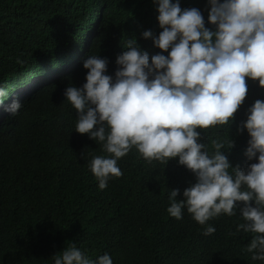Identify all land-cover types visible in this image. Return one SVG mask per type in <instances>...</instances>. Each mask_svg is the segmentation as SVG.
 <instances>
[{
  "label": "trees",
  "instance_id": "16d2710c",
  "mask_svg": "<svg viewBox=\"0 0 264 264\" xmlns=\"http://www.w3.org/2000/svg\"><path fill=\"white\" fill-rule=\"evenodd\" d=\"M180 6L199 9L214 30L207 0ZM157 15L152 0H0V86L9 92L0 105V264H52L71 242L92 259L108 252L113 264H260L242 251L251 237L236 232L239 210L208 221L215 228L208 236L186 211L180 220L167 214L168 191L179 189L182 199L195 182L176 158L148 164L130 151L118 161L122 175L104 190L86 167L100 148L74 130L75 110L63 92L85 82L90 55L106 58L112 75L127 39L149 58L161 52L141 35L159 34ZM246 84L230 124L196 129L210 152L211 140L229 137L233 146L224 154L241 169L257 161L244 155L249 136L237 125L264 100L258 81ZM14 99L22 108L11 116L4 106Z\"/></svg>",
  "mask_w": 264,
  "mask_h": 264
},
{
  "label": "clouds",
  "instance_id": "9594fccd",
  "mask_svg": "<svg viewBox=\"0 0 264 264\" xmlns=\"http://www.w3.org/2000/svg\"><path fill=\"white\" fill-rule=\"evenodd\" d=\"M152 3L162 30L141 35L161 52L149 58L135 38L127 39L112 75L106 58L90 55L82 65L85 82L69 84L63 92L64 102L75 110L74 130L100 148L86 167L98 190H104L122 175L118 161L130 151L148 164L166 165L176 158L195 182L184 188L182 199H177L179 189L168 191L167 214L180 220L186 211L208 236L215 232L208 221L239 210L236 232L251 237L242 251L264 264V100H255L237 125V133L246 130L249 136L244 155L257 161L245 169L232 167L224 154L233 146L229 137L211 140L210 152L196 130L231 123L245 99L246 78L264 88V0H207V23L214 30L205 26L199 9H182L180 0ZM8 95L0 86V105ZM21 108L14 99L4 111L16 116ZM51 260L113 264L108 252L92 259L75 242Z\"/></svg>",
  "mask_w": 264,
  "mask_h": 264
},
{
  "label": "rangeland",
  "instance_id": "374dc122",
  "mask_svg": "<svg viewBox=\"0 0 264 264\" xmlns=\"http://www.w3.org/2000/svg\"><path fill=\"white\" fill-rule=\"evenodd\" d=\"M17 91H18L19 95H23L26 92V89L21 88V89H18ZM1 110H2V107H0V119L3 118V113H4Z\"/></svg>",
  "mask_w": 264,
  "mask_h": 264
}]
</instances>
